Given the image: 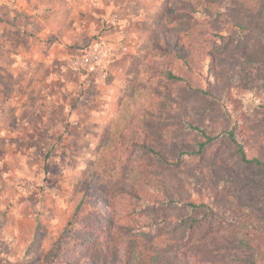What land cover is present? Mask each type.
I'll list each match as a JSON object with an SVG mask.
<instances>
[{"label":"rangeland","instance_id":"374dc122","mask_svg":"<svg viewBox=\"0 0 264 264\" xmlns=\"http://www.w3.org/2000/svg\"><path fill=\"white\" fill-rule=\"evenodd\" d=\"M173 3L0 0V264H104L101 240L116 245L108 264H245L231 258L252 250L264 264V166L223 136L200 151L199 130L156 118L169 95L213 135L239 113L249 158L264 161V62L249 74L223 62L241 41L264 61V39L209 44L215 67L194 81L227 88V104L185 95L147 70L181 32ZM141 172L169 193L137 195Z\"/></svg>","mask_w":264,"mask_h":264},{"label":"trees","instance_id":"16d2710c","mask_svg":"<svg viewBox=\"0 0 264 264\" xmlns=\"http://www.w3.org/2000/svg\"><path fill=\"white\" fill-rule=\"evenodd\" d=\"M167 18L170 25L181 26V32H179L180 34H168L166 36L164 48L168 52L169 58L148 65V72L153 76L162 78L165 83L172 81L185 95H189L193 91H201L207 96L222 98L224 104H227L226 98L229 95L227 88L224 90L223 96H217L211 89L205 91L198 87L193 75L202 73L205 67L211 70V67L214 66L211 62H214L216 57L207 51L212 41L220 40L231 43L237 40L236 44H239L238 36L243 33H250L264 39V0H228V3H225V0H174ZM242 44L243 41L240 42V48ZM239 46L238 50L235 48L236 51L223 60L228 69L241 70L239 72L244 71V73L249 74L246 69H243L245 65L258 66L263 64L264 61L261 55L240 51ZM235 60H240L241 63L237 65L234 62ZM164 99L169 109L164 113H158L156 118L159 120L164 118L171 122H184L191 129L199 130L205 138V141L200 143V151H203L210 143L220 140L223 136L238 148L244 162L264 166V161L261 160L260 156L254 154L252 155L253 158H249L248 145H246L245 138L241 136L242 133L239 129L241 122L239 113L234 115L236 120L231 128L225 127L226 129H224L221 125L222 133L213 135L207 133L198 125V119L191 113L185 99L178 100L172 95L164 96ZM147 148L152 153H158L164 160H167L162 151L156 150L153 145H148ZM147 175L146 172L140 173L141 178L138 179L140 189L133 188L137 195L141 190L144 192L152 188L163 190L165 195L169 193L166 183ZM170 190L174 192V197L181 201V195L174 188ZM97 246L100 254H105L102 257L103 263L108 264L110 262L109 257L113 253H111V250L116 246L115 243H111L110 240H101ZM259 252V250H252L246 259L235 257V255L231 259L244 260L245 264H260L258 261ZM126 256V263H128L131 259L129 252ZM191 259L194 258H188V260Z\"/></svg>","mask_w":264,"mask_h":264}]
</instances>
